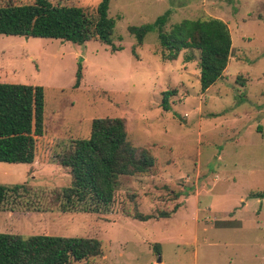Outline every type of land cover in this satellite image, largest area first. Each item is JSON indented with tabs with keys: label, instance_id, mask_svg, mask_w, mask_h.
<instances>
[{
	"label": "rangeland",
	"instance_id": "rangeland-1",
	"mask_svg": "<svg viewBox=\"0 0 264 264\" xmlns=\"http://www.w3.org/2000/svg\"><path fill=\"white\" fill-rule=\"evenodd\" d=\"M48 1L93 14L100 0ZM165 11L164 31L208 17L227 26V65L203 93L196 56L185 63L182 51L162 61L154 31L140 45L127 31ZM107 15L114 20L109 45L0 35V83L41 86L44 102L35 178L26 175L30 165L13 166L11 175L0 168V185L29 187L0 204V233L100 242V257L73 264H264V197H249L264 191V0H109ZM165 91H173L167 111L160 108ZM106 117L123 118L127 140L155 165L147 174L119 177L108 206L63 212L50 196L70 179L54 157L86 138L92 119ZM174 208L168 218H130Z\"/></svg>",
	"mask_w": 264,
	"mask_h": 264
},
{
	"label": "trees",
	"instance_id": "trees-1",
	"mask_svg": "<svg viewBox=\"0 0 264 264\" xmlns=\"http://www.w3.org/2000/svg\"><path fill=\"white\" fill-rule=\"evenodd\" d=\"M108 2L100 0L93 14L78 7L52 5L48 0L0 5V35L54 39L76 45L95 40L109 45L114 20L107 15ZM168 15L169 11H165L151 24L129 26L127 31L134 36L136 45L154 31L162 49V61H173L182 51L185 63L194 61L196 56L197 82L199 92L203 93L221 77L227 65L231 50L227 26L208 17L181 20L164 31ZM80 80L78 62L74 89ZM172 92L162 93L163 111L169 109L167 99ZM43 104L41 86L0 83V163H33L35 142L43 133ZM54 163L66 170L70 181L68 186L52 190L50 202L63 212L78 208L97 211L112 202L119 177L147 174L155 159L145 149L130 144L123 118L106 117L92 119L88 136L71 141L68 148L55 155ZM28 190L26 182L0 185V204L9 195ZM249 197L261 199L264 191L251 192ZM175 209L157 217L135 212L130 218L139 222L168 218ZM152 249L155 255L159 254V244L154 243ZM100 256V242L93 238L0 233V264H73Z\"/></svg>",
	"mask_w": 264,
	"mask_h": 264
},
{
	"label": "crops",
	"instance_id": "crops-1",
	"mask_svg": "<svg viewBox=\"0 0 264 264\" xmlns=\"http://www.w3.org/2000/svg\"><path fill=\"white\" fill-rule=\"evenodd\" d=\"M4 72L2 71V63H0V78L4 75L3 74ZM37 157H36V154H35V157H34V160H33V163H31V164H26V165H30L29 166V168H28V170H27V172H26V175H27V177H29V178H31V179H34L35 178V176H34V174H36V172H37V168L35 167V165H36V163H37ZM1 164H3V163H0V168H3L4 169V171H8V173H10L9 175H11L12 174V171H11V169H14V167L13 166H22V164H11V166H5V167H2V166H4V165H1ZM4 164H6V163H4ZM19 168H22V167H19ZM31 171V173H32V175H30V176H28L29 174H28V172H30ZM24 182V181H23ZM17 184V183H16ZM19 184H21V183H19ZM189 200V199H188Z\"/></svg>",
	"mask_w": 264,
	"mask_h": 264
},
{
	"label": "water",
	"instance_id": "water-1",
	"mask_svg": "<svg viewBox=\"0 0 264 264\" xmlns=\"http://www.w3.org/2000/svg\"><path fill=\"white\" fill-rule=\"evenodd\" d=\"M157 262H159V258L157 259Z\"/></svg>",
	"mask_w": 264,
	"mask_h": 264
}]
</instances>
